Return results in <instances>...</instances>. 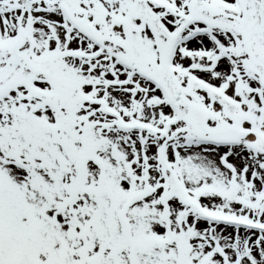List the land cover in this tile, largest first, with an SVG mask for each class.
<instances>
[{
  "label": "snow or ice",
  "instance_id": "obj_1",
  "mask_svg": "<svg viewBox=\"0 0 264 264\" xmlns=\"http://www.w3.org/2000/svg\"><path fill=\"white\" fill-rule=\"evenodd\" d=\"M0 264H264V0H0Z\"/></svg>",
  "mask_w": 264,
  "mask_h": 264
}]
</instances>
